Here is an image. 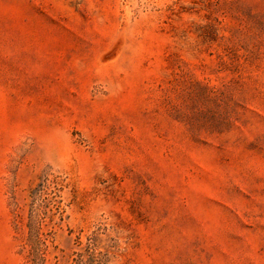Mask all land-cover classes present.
<instances>
[{
    "label": "rangeland",
    "instance_id": "rangeland-1",
    "mask_svg": "<svg viewBox=\"0 0 264 264\" xmlns=\"http://www.w3.org/2000/svg\"><path fill=\"white\" fill-rule=\"evenodd\" d=\"M0 264H264V0H0Z\"/></svg>",
    "mask_w": 264,
    "mask_h": 264
}]
</instances>
